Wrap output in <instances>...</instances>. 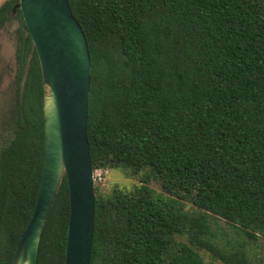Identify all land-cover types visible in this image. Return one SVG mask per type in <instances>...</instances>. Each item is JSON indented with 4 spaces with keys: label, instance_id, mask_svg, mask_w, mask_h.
I'll return each mask as SVG.
<instances>
[{
    "label": "trees",
    "instance_id": "obj_1",
    "mask_svg": "<svg viewBox=\"0 0 264 264\" xmlns=\"http://www.w3.org/2000/svg\"><path fill=\"white\" fill-rule=\"evenodd\" d=\"M18 3L0 4V30L16 17L21 35L11 136L0 145V264L32 218L45 159L41 67ZM69 3L92 63V167L145 172L130 191L95 186L90 264H207L202 249L255 264L243 245L223 246L214 224L264 238V0ZM69 216L65 177L39 264H64Z\"/></svg>",
    "mask_w": 264,
    "mask_h": 264
},
{
    "label": "water",
    "instance_id": "obj_2",
    "mask_svg": "<svg viewBox=\"0 0 264 264\" xmlns=\"http://www.w3.org/2000/svg\"><path fill=\"white\" fill-rule=\"evenodd\" d=\"M43 85L44 169L36 207L11 264H39L41 239L65 177L70 196L64 264H90L95 184L87 134L92 63L69 0H19Z\"/></svg>",
    "mask_w": 264,
    "mask_h": 264
},
{
    "label": "rangeland",
    "instance_id": "obj_3",
    "mask_svg": "<svg viewBox=\"0 0 264 264\" xmlns=\"http://www.w3.org/2000/svg\"><path fill=\"white\" fill-rule=\"evenodd\" d=\"M5 0H0V4ZM20 22L16 17L0 30V145L5 144L11 136L7 128L9 119L14 111L17 93V73L18 59L17 47L20 42ZM144 170L133 173L131 169L119 167L110 168L108 174L100 182L95 183L100 191L107 193L112 188L118 186L125 191H130L136 186L143 184ZM98 184V185H96ZM149 185L158 193L166 196L158 179L152 177ZM185 207L195 210L196 206L189 200H184ZM214 229L218 233V240L225 247H238L243 245L247 253L255 264H264V238L257 240L247 238L242 231L228 224L224 219H219L214 224ZM207 264H225L221 260L215 259L205 249L200 250Z\"/></svg>",
    "mask_w": 264,
    "mask_h": 264
},
{
    "label": "built area",
    "instance_id": "obj_4",
    "mask_svg": "<svg viewBox=\"0 0 264 264\" xmlns=\"http://www.w3.org/2000/svg\"><path fill=\"white\" fill-rule=\"evenodd\" d=\"M110 171L109 168H96L93 169V181L94 184L95 183H100L106 176V174H108Z\"/></svg>",
    "mask_w": 264,
    "mask_h": 264
},
{
    "label": "flooded vegetation",
    "instance_id": "obj_5",
    "mask_svg": "<svg viewBox=\"0 0 264 264\" xmlns=\"http://www.w3.org/2000/svg\"><path fill=\"white\" fill-rule=\"evenodd\" d=\"M18 89V88H17ZM16 95H17V93H16ZM17 99V98H16Z\"/></svg>",
    "mask_w": 264,
    "mask_h": 264
}]
</instances>
